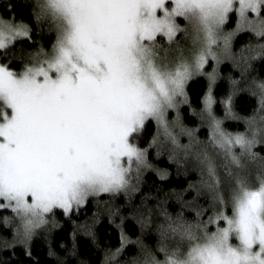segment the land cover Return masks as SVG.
I'll return each mask as SVG.
<instances>
[{"label":"snow or ice","instance_id":"1","mask_svg":"<svg viewBox=\"0 0 264 264\" xmlns=\"http://www.w3.org/2000/svg\"><path fill=\"white\" fill-rule=\"evenodd\" d=\"M32 15L55 32L51 48L28 53L19 72L0 63V209L19 220L20 242L54 210L69 215L101 194L137 192L153 168L149 148L166 144L178 166L196 164L200 183L189 189L207 194L209 207L193 220L157 213L164 258L131 264H264V156L254 151L264 145V81L244 133L226 131L212 114L215 70L204 98L207 141L168 119L209 61L236 56L241 34L258 43L244 45L239 59L264 57V0H33ZM32 37L30 24L0 15V55ZM225 106L231 115V96ZM152 121L156 134L139 147L136 137ZM152 223L153 210L142 208V226ZM127 243L121 233L116 254Z\"/></svg>","mask_w":264,"mask_h":264},{"label":"trees","instance_id":"2","mask_svg":"<svg viewBox=\"0 0 264 264\" xmlns=\"http://www.w3.org/2000/svg\"><path fill=\"white\" fill-rule=\"evenodd\" d=\"M33 0H0V15L7 18L10 11L16 20H23L33 29V41H19L10 48L7 55H0V62L19 72L27 63V54L40 46L50 49L56 39L47 23L36 22L32 15ZM235 27V17L226 25L228 30ZM264 43V41H259ZM248 43H258L251 34H241L233 42V50L239 54L238 61L226 59L218 67L211 94L214 99L211 111L215 118L222 121L221 126L230 133H244L249 125L246 117L252 115L257 107V96H253L256 82L264 81V57L242 62L240 51ZM244 53H242L243 55ZM203 74L195 75L186 84L188 102L178 107L180 124L191 129L199 141H207L211 132L203 116L204 98L209 91V79ZM231 96V115L226 114L225 101ZM264 114H258V116ZM173 116L168 119L172 121ZM156 134L155 121L148 123L135 142L139 147L148 148ZM182 144L189 138L181 135ZM170 145L149 148L148 159L151 170H145L139 182V190L132 194H101L72 214L64 215L62 210H54L46 218L49 223L36 230L32 239L21 243L16 236L19 220L11 209H0V264H131L135 260L143 262L149 255L163 259L157 251L160 237L156 223L162 217L156 214L167 211L176 215L183 213L188 220L195 213L208 208L207 194L197 196L200 172L193 161L177 165L170 156ZM254 151L264 156V145L257 144ZM158 172L167 173L168 178L161 180ZM153 210L155 223L141 224V209ZM211 213H209L210 215ZM7 218V219H5ZM206 219V216L203 217ZM91 234H86V233ZM121 233L127 238L123 250ZM30 253V255H28Z\"/></svg>","mask_w":264,"mask_h":264},{"label":"rangeland","instance_id":"3","mask_svg":"<svg viewBox=\"0 0 264 264\" xmlns=\"http://www.w3.org/2000/svg\"><path fill=\"white\" fill-rule=\"evenodd\" d=\"M181 23H183V21H181ZM225 30H227L226 27H225ZM238 55H239V54L236 53V56H238ZM240 55H242V51H240ZM236 56H235L234 58H232V60H235V59H236L235 61L237 62L238 59L236 58ZM224 60H226V59H222L221 62L224 61ZM221 62H220V63H221ZM0 63H1V62H0ZM220 63L217 64L215 61H209V63L205 65V67H204L203 70H206L207 73H211V72H213V67H218V66L220 65ZM207 73H206V76L208 77ZM208 79H209V78H208ZM255 85H256V84H255ZM185 91H186V86H185ZM252 92H256V93H257V99H258V89L256 88V86H255V90H252ZM203 109H204V108H203ZM170 116H173V117H172V118H173L172 121H173V120H176L177 117L179 118V112H178V109L170 110L169 115H168V118H169ZM203 116L206 118L207 122H209V119H208V117L206 116V114H204V112H203V114H202V117H203ZM209 124H210V122H209L207 125H209Z\"/></svg>","mask_w":264,"mask_h":264}]
</instances>
